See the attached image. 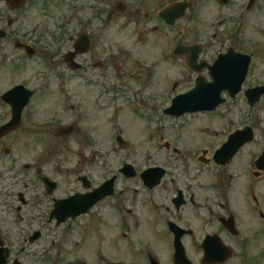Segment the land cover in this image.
<instances>
[{
  "label": "flooded vegetation",
  "instance_id": "obj_1",
  "mask_svg": "<svg viewBox=\"0 0 264 264\" xmlns=\"http://www.w3.org/2000/svg\"><path fill=\"white\" fill-rule=\"evenodd\" d=\"M84 1L71 0L84 15L74 13L59 30L47 33L9 31L12 21L2 23L6 14L17 9L20 13L34 1L21 0L20 8H14L0 0V29L5 33L0 67L8 83L3 91L23 85L34 93L19 127L0 138V200L15 201L4 213L12 214L11 225L19 228L17 240L14 234L10 238L0 233L5 264H177L171 226L181 230L183 264H264V139H258L254 117L264 97L250 107L243 93L230 98L223 92L224 102L213 111L181 117L165 111L177 95L197 84H211L208 67L229 48L250 55L248 82L255 54L264 55V45L245 49L249 38L244 31L250 27V13L264 15V0H240L239 10L220 19L219 30L210 37L198 26L204 5L200 0ZM215 1L220 8L235 5V0ZM175 3L187 7L177 18L166 12ZM255 23L264 39V25ZM80 43L84 52L76 50ZM68 53H75L70 65L64 60ZM34 60L48 65L52 79L26 73V63ZM59 70L62 74H55ZM260 76L264 79V73ZM262 83L253 80L249 87ZM45 91L55 94L53 104L59 110L50 116L42 115L49 108ZM237 100L238 111H231ZM0 104L4 123L10 109ZM229 105L224 117L221 109ZM232 114L242 124L234 125L229 117L233 126L216 127L221 132L213 129L212 138L186 133L199 124L195 121L206 119L208 130V124ZM128 119L131 126L137 121L151 124L140 129L148 132L150 144V156L140 162L125 152L132 143L128 136L136 130L129 132ZM60 126L70 127L67 137L54 135ZM244 127L255 133L252 142L242 145L227 164L218 165L215 151L231 132ZM14 136L25 160L20 169L2 159L14 158L3 146ZM101 137H108L106 144ZM192 138L201 143L194 144ZM156 146L168 154L166 159L163 154L160 161L151 159ZM5 167L18 170L11 182ZM155 167L163 172L159 180L151 178L150 183L157 184L150 187L143 171Z\"/></svg>",
  "mask_w": 264,
  "mask_h": 264
},
{
  "label": "rangeland",
  "instance_id": "obj_2",
  "mask_svg": "<svg viewBox=\"0 0 264 264\" xmlns=\"http://www.w3.org/2000/svg\"><path fill=\"white\" fill-rule=\"evenodd\" d=\"M34 4L33 5H28L27 7L22 8V11L19 13V9L15 10V12L11 11V13L9 12L8 14H6V18L2 21V23H4V25L7 23V21L11 20L12 21V25L9 27V31H40L43 32L44 30L46 31H51L53 29H51L50 26H53L54 23L60 21L62 16H67L70 13V10L72 9V2L71 1H66V0H33ZM91 0H85L83 3H90ZM115 1V0H112ZM201 3H203V7L201 9V17L200 20L198 21V26L199 29L202 32H208L209 35L208 37H210V34L219 30L218 27V23L220 21V19H224L225 17L227 18V14L232 10V9H236V11L239 10V7L236 6V4L238 2H240V0H235V5H232L229 9H227L226 7L220 8L217 6L216 1L215 0H200ZM0 7L3 8V5L0 4ZM84 11H80L78 12L79 15L83 14ZM233 12V11H231ZM84 15V14H83ZM249 17L252 19L251 23H250V27L247 28L244 31L245 37H248V41L245 44V49L249 50V51H254V47L262 49L263 45H264V39L263 37H261L260 34V30L253 25L254 22H256L255 24L257 25H264V15H262L260 18L259 17V13L257 10H255L254 12L249 14ZM18 18V19H17ZM116 22H114L113 24H111V28H115ZM207 41L210 42V39L207 38ZM255 66L253 67L251 73H250V77L248 79V82L245 83V87H249L252 85L253 80H259V82H263L264 79L263 77H261V73H264V55H256L255 54ZM27 64V70L26 73H36L39 72L40 70H43L44 67L42 66V64L36 60L26 63ZM43 72V71H42ZM25 73V74H26ZM55 74H62V71H56ZM260 76V77H259ZM4 78H6V74H5V70L4 68L1 66L0 67V91H2L7 85L8 83L5 82L4 83ZM264 84V83H262ZM31 86H33L34 84L31 83ZM46 94L44 97H47V105L49 106V108L47 109L46 113H43V116H50L52 114H55V112L59 111L58 110V106L54 105V98L53 96L55 94H52L51 92L45 91ZM41 96L44 95V91H42L40 93ZM45 102V101H43ZM240 102L239 100H237L236 102L233 103V107L232 110L229 106L223 107L221 109V112L224 115V111L225 110H231V111H238V107H240ZM44 106V104H43ZM264 108V102L261 103L259 105V109H257L256 111H259L257 114L255 113L254 110V117L256 119V122L259 126V130H257V134H258V139L261 141V139H264V111L262 110ZM124 113V111H123ZM233 113V112H232ZM124 117V116H123ZM217 117H222L221 114L219 113V115ZM225 117V115H224ZM231 117L234 125L237 124H242L240 117L238 118V116L235 115V117L233 116H226V120L222 121L219 120V118L217 119L216 117H212L213 119H217L216 124H208L209 128L208 130H206L204 127L207 125L205 124L206 119H201L199 121H195L198 122L199 124H195L190 126L186 133L187 134H192L194 135L195 133H199L202 136H207V137H211L212 132L214 131L213 129H216L223 126L226 127L228 124H231L233 126L232 123H230L231 120L227 119ZM5 118L4 115V110L2 105L0 104V122L2 121V119ZM133 120V119H131ZM165 121V120H164ZM127 123H125L126 125L129 124V119L126 121ZM193 122V123H195ZM132 123V121H131ZM192 123V124H193ZM175 125L174 123H171V125ZM217 125V126H216ZM128 126H131L130 124ZM151 126V124H146L145 122L142 121H137L136 125L134 126V122L133 125L131 127H129V132L134 131V128L136 129L135 132L138 131L137 135L135 134H131L128 136V140L132 143L129 144L130 146L127 147V150L125 152L127 153H133L134 155H136L138 162H140V160H143L145 158H147V156H150L148 150L150 149V144L148 143L147 140H149V137H146V135L148 134V132L145 133L143 131H141L140 129H145V128H149ZM203 127L201 131H198V128ZM207 128V127H206ZM217 132H221L220 130L216 129ZM142 134V135H141ZM126 137V136H125ZM103 139V143L106 144V142L109 140L108 137H101ZM200 139V138H199ZM194 139L192 138L194 144L196 143H201V139ZM65 141L61 140V148L64 149V147L66 146ZM258 143V142H256ZM3 146H8L10 148V152L14 154V158L10 160V158H6L3 157V161H7L9 166L15 165L18 167V169H20V165L25 162V160L21 159L19 156V148H18V136H14L13 138L7 139L5 141V144ZM178 146V145H177ZM158 147V146H156ZM2 148V147H1ZM0 148V151H1ZM161 147L155 148L152 151V157L155 161H160L161 160V156L163 154L162 159H166L168 157V154L164 152H161ZM133 151V152H132ZM63 156V155H62ZM64 159V158H63ZM4 168V167H3ZM5 175L6 178L9 179V182H11L10 177L12 175H16L18 173V170L11 171L8 167H5ZM170 175H172V173H170ZM17 180H20V177L17 178ZM18 190V189H17ZM14 191V194L16 193V191ZM15 201H11L9 203L6 202H2L0 200V233L2 234H7L8 237L11 238V234H16L19 230L18 227L12 226L11 225V220H10V216L12 214L9 213H4L7 205H14ZM12 218H14V216H12ZM15 219V218H14ZM15 223H18V220L15 219ZM16 239H18V237L15 235ZM14 237V238H15ZM3 239V238H2ZM5 239V238H4ZM3 239V240H4Z\"/></svg>",
  "mask_w": 264,
  "mask_h": 264
},
{
  "label": "water",
  "instance_id": "obj_3",
  "mask_svg": "<svg viewBox=\"0 0 264 264\" xmlns=\"http://www.w3.org/2000/svg\"><path fill=\"white\" fill-rule=\"evenodd\" d=\"M14 1V0H12ZM16 1V0H15ZM1 36V35H0ZM238 56L232 57L228 59V57H220L217 62H215V65H217L218 70H224L228 71L229 76H224L222 77L223 81H227L224 86H219V85H214L209 87L206 92H203L202 90H197L193 92L189 97H184L180 96L178 98H175L173 100L172 106L169 109V112L171 114L179 115L182 114L186 111H195V110H200V109H212L214 108L221 100L219 99L220 97V92L222 90H228L232 96H235L240 91L241 84L244 81L245 75L247 73V67L249 64V57L248 56H242L237 54ZM225 73V72H224ZM220 82V81H219ZM17 90H14L12 92H15ZM259 89L255 88L252 90H249L246 92V95L249 97V100L251 103L255 102L257 98L259 97ZM12 92H9L4 95L5 99L8 97ZM29 93H27L28 95ZM30 95V94H29ZM206 96H214L218 97L216 100L213 98L211 100V97L209 100L206 102H203V99ZM255 96V97H254ZM9 101V100H8ZM211 101H214L212 105H208ZM13 106L21 107V101H9ZM14 113V119L12 122L9 124V129L11 128H16L18 126V117H19V109L16 111H13ZM3 130L1 129L0 131V136L3 134ZM59 134V133H57ZM240 132L237 133L239 136ZM241 136H247L246 132L241 133ZM155 172L150 171V175H153ZM159 177L160 175H155V177ZM146 182V181H145ZM151 184V183H150ZM1 264V263H0Z\"/></svg>",
  "mask_w": 264,
  "mask_h": 264
}]
</instances>
